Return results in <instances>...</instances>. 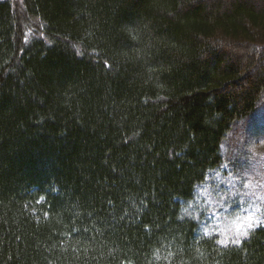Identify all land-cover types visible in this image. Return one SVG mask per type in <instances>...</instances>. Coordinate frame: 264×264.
<instances>
[{
  "label": "trees",
  "instance_id": "obj_1",
  "mask_svg": "<svg viewBox=\"0 0 264 264\" xmlns=\"http://www.w3.org/2000/svg\"><path fill=\"white\" fill-rule=\"evenodd\" d=\"M263 95L264 0H0V264H264L181 215Z\"/></svg>",
  "mask_w": 264,
  "mask_h": 264
},
{
  "label": "rangeland",
  "instance_id": "obj_2",
  "mask_svg": "<svg viewBox=\"0 0 264 264\" xmlns=\"http://www.w3.org/2000/svg\"><path fill=\"white\" fill-rule=\"evenodd\" d=\"M245 56L239 57L243 64L248 62ZM257 60L251 74L260 67ZM221 155V164L208 171L192 197L182 202L181 215L194 219L197 235L213 234L234 243L245 237L237 227L244 217L264 219V95L255 112L224 139Z\"/></svg>",
  "mask_w": 264,
  "mask_h": 264
},
{
  "label": "snow or ice",
  "instance_id": "obj_3",
  "mask_svg": "<svg viewBox=\"0 0 264 264\" xmlns=\"http://www.w3.org/2000/svg\"><path fill=\"white\" fill-rule=\"evenodd\" d=\"M239 219V218H238ZM244 221H247V226L245 227L244 230H239L238 228V232L240 236H248V229H256L258 227L264 226V219L260 218V217H255L253 215H249L243 218V220H241V224L244 223ZM236 244L240 243V240L237 239L234 241ZM220 243H226V241H220Z\"/></svg>",
  "mask_w": 264,
  "mask_h": 264
},
{
  "label": "clouds",
  "instance_id": "obj_4",
  "mask_svg": "<svg viewBox=\"0 0 264 264\" xmlns=\"http://www.w3.org/2000/svg\"><path fill=\"white\" fill-rule=\"evenodd\" d=\"M247 226V221H244L243 224H239L237 225V227L240 229V228H243V227H246Z\"/></svg>",
  "mask_w": 264,
  "mask_h": 264
}]
</instances>
